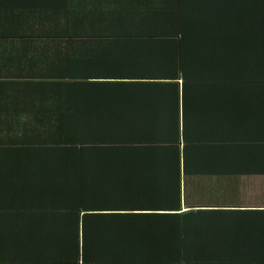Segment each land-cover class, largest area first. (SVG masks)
<instances>
[{"label":"trees","instance_id":"16d2710c","mask_svg":"<svg viewBox=\"0 0 264 264\" xmlns=\"http://www.w3.org/2000/svg\"><path fill=\"white\" fill-rule=\"evenodd\" d=\"M180 3L186 10L179 18L181 39L172 41L199 48H188L182 74L176 72L184 77L183 97L180 85H171L176 99L169 114L151 116L152 125L164 129H152L141 141L85 143L84 125L71 129L84 121L73 98L84 92V83H77L83 76L57 71V107L65 109L57 121L70 128L56 130L49 145L0 142V182L13 185L10 176L23 171L29 178L24 203L38 206L6 208L21 215L22 241L39 256L32 264H117V257L120 264H143L158 248L168 264H190L189 233L200 244L208 241L207 233L200 235L208 232L205 219L227 212H184V175L264 176V0ZM212 74L225 78L227 87L214 86ZM223 92L232 112L225 145L222 129L211 131L209 143L208 129L193 127L209 123V105ZM223 154L224 161L210 159ZM227 214L237 221L252 217L245 210Z\"/></svg>","mask_w":264,"mask_h":264},{"label":"crops","instance_id":"0c3cea01","mask_svg":"<svg viewBox=\"0 0 264 264\" xmlns=\"http://www.w3.org/2000/svg\"><path fill=\"white\" fill-rule=\"evenodd\" d=\"M183 7L180 0H0V142L49 145L56 130L70 128L57 121L65 110L57 107V71L67 75L76 70L74 75L83 76L77 83H84V92H74L73 98L84 121L71 129L84 125L85 143L141 141L152 129L161 130L163 125L153 126L151 116L169 114L176 99L171 85H180L183 97L184 77L176 72L182 74L188 48H199L172 41L181 39ZM214 79V86L227 87L225 78ZM225 95L213 97L207 125L193 124L208 129L209 143L211 131L222 129L225 145V131L232 128ZM256 113L258 107V120ZM220 137L215 135V145ZM216 158L225 160L224 154L210 155ZM21 173L10 176L13 185L0 182V264H32L39 257L22 241L18 209H6L38 207L25 205L29 178ZM225 174L184 175V212L245 210L252 217L237 221L224 213L217 214L223 218L205 219L208 232L200 235L207 233L208 241L200 244L189 233L194 239L186 253L190 264H264V176ZM189 183L194 192L190 202ZM144 258L143 264L169 261L161 248Z\"/></svg>","mask_w":264,"mask_h":264},{"label":"rangeland","instance_id":"374dc122","mask_svg":"<svg viewBox=\"0 0 264 264\" xmlns=\"http://www.w3.org/2000/svg\"><path fill=\"white\" fill-rule=\"evenodd\" d=\"M189 187H190V183L188 184V201L190 202V198L192 197L194 192L192 191L191 187L190 188ZM201 195H205V194H201ZM232 196H234V195H232ZM240 199L243 200V195H242V197H240Z\"/></svg>","mask_w":264,"mask_h":264}]
</instances>
